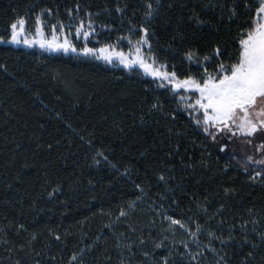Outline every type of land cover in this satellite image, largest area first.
<instances>
[{
	"label": "trees",
	"instance_id": "16d2710c",
	"mask_svg": "<svg viewBox=\"0 0 264 264\" xmlns=\"http://www.w3.org/2000/svg\"><path fill=\"white\" fill-rule=\"evenodd\" d=\"M262 1L0 0V264H264V163L221 151L183 93L4 43L21 19L84 26L204 81L230 74Z\"/></svg>",
	"mask_w": 264,
	"mask_h": 264
},
{
	"label": "rangeland",
	"instance_id": "374dc122",
	"mask_svg": "<svg viewBox=\"0 0 264 264\" xmlns=\"http://www.w3.org/2000/svg\"><path fill=\"white\" fill-rule=\"evenodd\" d=\"M256 20L257 23L264 24V19H259L257 16ZM16 32L18 33L17 43L12 42L13 29L11 30L10 37L4 43L12 46L36 48L46 53L77 54L106 64L117 65L126 70L138 69L144 76L165 84L173 92L183 93L181 98L184 100L185 105L189 108H196V111H200L203 115V123L207 129L211 130L215 137L224 138L219 143L221 151H227L228 153L237 151V155L254 163L255 166L264 163V128H260L259 124H257L258 130L249 136L247 135V126L241 129L240 124L242 121L239 118H236L234 121L228 120L227 122L220 120H208L205 122V109L197 104V101L200 100L199 91L192 85H178H182L187 80H194L203 86V82L208 78L201 81L195 78L181 79L175 75L173 76V73L168 72L164 65L155 61L154 57L148 53V45L145 39H142L138 43H131L126 49H120L116 45L110 44L95 48L87 44L92 34V31L88 30L87 27L80 26L72 34L67 33L62 28H52L50 32H47L41 21H38L32 30H29L25 23L22 29L17 24ZM164 73L168 74L167 77L163 75ZM224 75L228 74H223L219 78H222ZM219 78L213 82H218ZM204 102L206 103V101ZM208 112L211 115V109H208ZM243 115L238 110V116L242 117ZM249 118L253 120V123H257L255 117L250 116ZM174 225L178 226V223Z\"/></svg>",
	"mask_w": 264,
	"mask_h": 264
},
{
	"label": "snow or ice",
	"instance_id": "6c2138e0",
	"mask_svg": "<svg viewBox=\"0 0 264 264\" xmlns=\"http://www.w3.org/2000/svg\"><path fill=\"white\" fill-rule=\"evenodd\" d=\"M258 17L264 19V2L260 4ZM17 24L22 29L24 21L21 19L12 24L13 43L18 42ZM240 44L238 62L231 66L230 74L219 78L218 82H213L217 77L209 76L203 86L194 80L184 81L178 86L192 85L199 91L197 104L205 109V122H227L239 118L242 121L241 129L247 126V135L251 136L258 130L257 124L264 128V24L258 22L255 31L249 32ZM221 71H227L224 65H221ZM163 75L167 77L168 74ZM208 109H211V115ZM238 110L244 114L242 117L238 116ZM250 116L255 117L257 123H253ZM172 223L179 222L174 220Z\"/></svg>",
	"mask_w": 264,
	"mask_h": 264
}]
</instances>
